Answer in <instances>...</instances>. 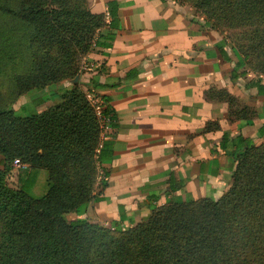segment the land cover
<instances>
[{
	"label": "trees",
	"instance_id": "16d2710c",
	"mask_svg": "<svg viewBox=\"0 0 264 264\" xmlns=\"http://www.w3.org/2000/svg\"><path fill=\"white\" fill-rule=\"evenodd\" d=\"M80 1L79 19L69 24L70 0H18L15 15L20 24L52 50L37 55L49 68L42 77L46 84L65 76L62 65L70 62L59 56L72 46L89 53L96 44L109 46L114 38L111 33L101 35L104 15L90 12L86 0ZM194 6L210 7L208 17L216 19L215 25L224 17L231 20V11L236 13L238 25L229 26L244 42L234 46L243 55L231 79L245 66L243 59L255 58L249 70L264 75V0H195ZM108 14L112 25L117 15L110 4ZM78 24L83 33L76 39L73 30ZM74 72L66 75L73 77ZM31 86L38 85L26 84L19 91ZM214 93L228 103L229 115L249 123L247 106L225 91ZM99 96L113 119L107 99ZM99 132L94 111L77 86L63 92L58 103L26 116L0 107V218L7 236L0 264H264V140L255 145L249 138L235 137L231 182L219 198L170 200L123 229L116 221L83 216L89 202L103 198L106 186L100 171L98 193L88 178ZM102 145L100 141L95 157L98 169ZM16 158L46 170L42 196L32 197L24 187L7 184ZM70 213L76 218L67 220Z\"/></svg>",
	"mask_w": 264,
	"mask_h": 264
},
{
	"label": "crops",
	"instance_id": "0c3cea01",
	"mask_svg": "<svg viewBox=\"0 0 264 264\" xmlns=\"http://www.w3.org/2000/svg\"><path fill=\"white\" fill-rule=\"evenodd\" d=\"M89 6L104 15L101 35L114 38L89 52L93 69L83 84L107 99L113 119L100 151L103 198L83 216L126 229L170 200L218 198L230 181L235 137L264 140V75L240 74L241 67L231 79L236 64L227 47L172 0ZM216 91L247 106L249 123L229 115Z\"/></svg>",
	"mask_w": 264,
	"mask_h": 264
},
{
	"label": "rangeland",
	"instance_id": "374dc122",
	"mask_svg": "<svg viewBox=\"0 0 264 264\" xmlns=\"http://www.w3.org/2000/svg\"><path fill=\"white\" fill-rule=\"evenodd\" d=\"M70 1L71 2L66 8L69 12L73 11L69 17L71 21L69 24H72L76 19H79L77 13L80 12L83 2L80 0ZM172 1H174L177 5H183V7L192 10V13H194L197 17L199 25L204 28L203 30L212 31L215 37L219 38L222 45L227 47L235 64H238L239 56L242 57L243 52L240 50L238 54L234 46L239 43H243L244 41L237 35H233V27L229 26V24L233 26L238 25V22L235 20L237 15L234 11H231L228 14V17L231 20H227L224 17L221 20L222 23L218 20L220 24L215 25L216 19L208 17V10H211L210 7H204L203 9L197 8L194 6L195 0ZM86 2L89 5V0H86ZM17 9L18 0H0V107L11 109L17 116H26L35 111H42L44 106L48 104L58 103L63 92L70 90L73 86H77L78 89L83 92L85 100L92 108V105L87 98V94L95 92L90 88V85L86 86L83 84V81L87 80V77H89V74L93 69V61L88 58L89 53L81 52L79 49L75 51L74 47L77 45L72 46V50L68 54L59 56L61 58H67L70 62L65 66L62 65V70L64 71L63 75L65 76L60 77L57 81L47 84L44 83L45 81H42V77L44 72L48 71L49 68L47 63L42 64L41 59L37 57V55H41L43 54L42 51H49V49L41 43L39 44V41L36 38L29 36L30 28H26L21 25V22L15 15V11ZM58 9L60 8L58 7ZM89 10L92 12L90 7ZM216 13H219V11L217 10ZM76 26L78 29H76ZM76 26L73 31L77 35L76 39H79L83 32L80 24ZM56 45L58 44H55V53L59 51ZM91 48L90 52L94 50V46ZM51 51L52 50L49 52ZM42 56L43 55L40 57ZM254 61L255 58L251 62L243 59L245 66L242 68H245L246 72H252L250 70L253 67L252 63ZM72 71H75L73 77L72 75H66L68 72ZM26 84H36L38 86H31L26 90L19 91L20 88L25 87ZM38 98L42 99V105H36L37 102L35 99ZM96 121L100 129V143L102 140V133L97 117ZM261 142L254 144L259 145ZM99 143L93 151V156H91L93 162H89V165H93V168H91L93 173L88 177L91 182L92 191L97 193L100 191L99 179L102 178L100 177L99 169L97 168V163L95 162L97 154L96 150L99 148ZM22 163L26 164L25 168L12 166L11 170L6 175L7 184L13 188L19 186L24 187V189L32 197L37 198L42 196L47 189L46 170L41 167H33L30 163ZM97 173L99 174L98 176ZM230 182L231 177L228 187L222 191L219 197L229 188ZM74 218H76V216L72 213L67 215V220H72ZM6 237V229L3 220L0 218V256L1 252L6 249Z\"/></svg>",
	"mask_w": 264,
	"mask_h": 264
},
{
	"label": "built area",
	"instance_id": "2783aa9c",
	"mask_svg": "<svg viewBox=\"0 0 264 264\" xmlns=\"http://www.w3.org/2000/svg\"><path fill=\"white\" fill-rule=\"evenodd\" d=\"M87 98L90 101L92 108L94 110V113L99 121L100 127H101V133H102V139L107 136L108 131L111 126L112 122V116L111 113H105V106L106 104L103 102V100L100 98L99 95L95 93H88ZM102 141V140H101ZM98 153V149L96 150ZM12 165L14 167L18 168H25L26 164H23L19 159H14Z\"/></svg>",
	"mask_w": 264,
	"mask_h": 264
}]
</instances>
